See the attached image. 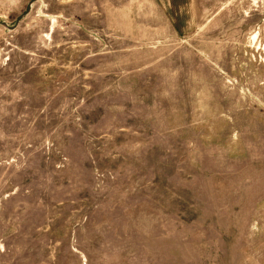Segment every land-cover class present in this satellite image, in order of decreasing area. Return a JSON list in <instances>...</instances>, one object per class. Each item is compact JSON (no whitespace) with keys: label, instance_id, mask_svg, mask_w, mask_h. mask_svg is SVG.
Segmentation results:
<instances>
[{"label":"rangeland","instance_id":"obj_1","mask_svg":"<svg viewBox=\"0 0 264 264\" xmlns=\"http://www.w3.org/2000/svg\"><path fill=\"white\" fill-rule=\"evenodd\" d=\"M0 264H264V0H0Z\"/></svg>","mask_w":264,"mask_h":264},{"label":"water","instance_id":"obj_2","mask_svg":"<svg viewBox=\"0 0 264 264\" xmlns=\"http://www.w3.org/2000/svg\"><path fill=\"white\" fill-rule=\"evenodd\" d=\"M29 9H30V4H29V6H28V9L20 16V18L24 15V14H26L28 11H29ZM19 18V19H20ZM19 19L17 20V22L13 25V26H9V28H11V29H13L14 27H16V25H17V23H18V21H19ZM5 26H7L8 27V25L7 24H5V23H3Z\"/></svg>","mask_w":264,"mask_h":264}]
</instances>
